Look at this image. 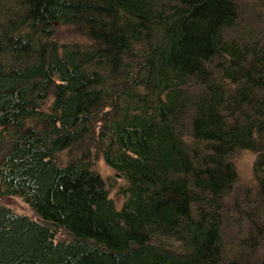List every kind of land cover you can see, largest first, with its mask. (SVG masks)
I'll list each match as a JSON object with an SVG mask.
<instances>
[{
	"label": "trees",
	"instance_id": "16d2710c",
	"mask_svg": "<svg viewBox=\"0 0 264 264\" xmlns=\"http://www.w3.org/2000/svg\"><path fill=\"white\" fill-rule=\"evenodd\" d=\"M241 7L0 0V197L34 213L0 201V264H264V14Z\"/></svg>",
	"mask_w": 264,
	"mask_h": 264
},
{
	"label": "rangeland",
	"instance_id": "374dc122",
	"mask_svg": "<svg viewBox=\"0 0 264 264\" xmlns=\"http://www.w3.org/2000/svg\"><path fill=\"white\" fill-rule=\"evenodd\" d=\"M238 2L244 10H250L251 13L259 12L261 15L264 14V6L260 5L256 0H238ZM63 35L68 36V33H63ZM63 155V152L60 153V156ZM254 158L255 153L249 149L242 148L236 152L234 156V163L238 173L239 187L254 186L255 181L252 174ZM93 165L104 178L108 187L109 196L114 200L115 204L119 206L123 201V196L119 192V187L124 184V179L119 176L113 168L107 165L101 156L94 158ZM0 201L4 202L17 212L34 216V213L28 203L18 195L0 197ZM57 236H65L63 230H58Z\"/></svg>",
	"mask_w": 264,
	"mask_h": 264
}]
</instances>
